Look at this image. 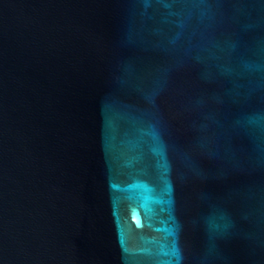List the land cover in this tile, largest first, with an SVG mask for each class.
Here are the masks:
<instances>
[{
    "label": "water",
    "instance_id": "95a60500",
    "mask_svg": "<svg viewBox=\"0 0 264 264\" xmlns=\"http://www.w3.org/2000/svg\"><path fill=\"white\" fill-rule=\"evenodd\" d=\"M0 264H264V0H0Z\"/></svg>",
    "mask_w": 264,
    "mask_h": 264
}]
</instances>
